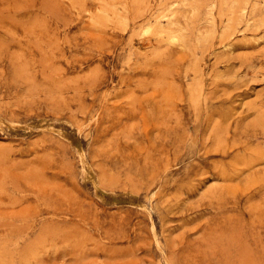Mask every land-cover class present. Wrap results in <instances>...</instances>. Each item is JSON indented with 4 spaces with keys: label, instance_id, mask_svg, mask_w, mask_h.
I'll list each match as a JSON object with an SVG mask.
<instances>
[{
    "label": "rangeland",
    "instance_id": "rangeland-1",
    "mask_svg": "<svg viewBox=\"0 0 264 264\" xmlns=\"http://www.w3.org/2000/svg\"><path fill=\"white\" fill-rule=\"evenodd\" d=\"M0 264H264V0H0Z\"/></svg>",
    "mask_w": 264,
    "mask_h": 264
}]
</instances>
